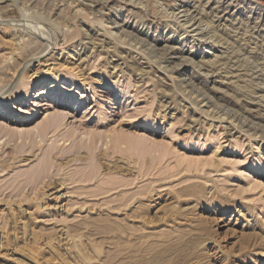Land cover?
Listing matches in <instances>:
<instances>
[{
    "label": "rangeland",
    "instance_id": "obj_1",
    "mask_svg": "<svg viewBox=\"0 0 264 264\" xmlns=\"http://www.w3.org/2000/svg\"><path fill=\"white\" fill-rule=\"evenodd\" d=\"M183 2L0 0V264H264V0Z\"/></svg>",
    "mask_w": 264,
    "mask_h": 264
},
{
    "label": "bare ground",
    "instance_id": "obj_2",
    "mask_svg": "<svg viewBox=\"0 0 264 264\" xmlns=\"http://www.w3.org/2000/svg\"><path fill=\"white\" fill-rule=\"evenodd\" d=\"M185 2H183L182 4H180L179 6H178V13L176 14V16H177V21H178V19L179 18H181V17H183L184 18V22L181 24V26H186V24H190L189 25V27L190 26H192V27H194V30H192V31H197V34L198 35H200L199 36V39L200 38H202V37H204L205 36V33H208V31L207 32H205V30L208 28L207 26L209 25V23L208 22H204V20H203V18H202V15H203V13L202 12H200V15H201V17H196L195 15H193V13L195 12H193V13H191V14H188L189 12H190V9H191V7H193L194 8V5H192L191 6V3H189L188 1L189 0H184ZM194 1V0H193ZM216 8H213V10L216 12V14H214V15H216V17H218V19H221V18H223V16L224 15H226L227 13H229L228 11H229V9H230V2H229V0H209ZM142 3V2H141ZM175 3V2H174ZM234 3V2H233ZM259 3V2H258ZM136 5V4H135ZM134 5V6H135ZM105 6V5H104ZM260 6V5H259ZM195 10V9H194ZM212 10V9H211ZM143 11V10H142ZM204 12V11H203ZM206 14H208V12H205ZM204 13V14H205ZM219 14V15H218ZM221 14V15H220ZM223 14V15H222ZM176 20V19H175ZM204 22V25L206 26V27H201L202 26V23ZM231 26V25H230ZM183 27V28H184ZM203 28H206L205 30L203 29ZM123 29V28H122ZM193 37V36H192ZM36 40V39H35ZM29 42H31V41H29ZM30 46H32V45H30ZM130 48V47H129ZM146 50V49H145ZM44 52V51H43ZM246 53V52H245ZM39 56H41V54H38V55H36L35 57H33V58H30L31 60L32 59H34V58H39ZM237 56V55H236ZM172 56H169V58H171ZM264 76V75H263ZM249 89V88H248ZM3 90V89H2ZM251 90H252V88H251ZM261 91V90H260ZM2 92V91H1ZM256 92V91H255ZM33 92H29L28 93V95H31ZM258 94V93H257ZM34 96V95H33ZM47 128H51L53 131H55V130H57L58 128H59V123L56 121V119H54V120H51V121H49V123H48V125L46 126V129ZM59 191V189L58 190H55L54 192H53V194L55 193V195H56V193ZM60 197L57 195L56 197H53V202H54V204L55 205H58V204H60V202H61V200L59 199Z\"/></svg>",
    "mask_w": 264,
    "mask_h": 264
}]
</instances>
